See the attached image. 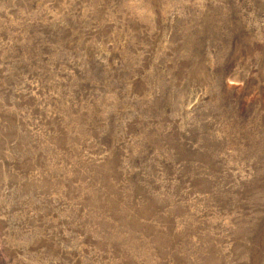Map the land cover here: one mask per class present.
<instances>
[{"label": "rangeland", "instance_id": "1", "mask_svg": "<svg viewBox=\"0 0 264 264\" xmlns=\"http://www.w3.org/2000/svg\"><path fill=\"white\" fill-rule=\"evenodd\" d=\"M0 264H264V0H0Z\"/></svg>", "mask_w": 264, "mask_h": 264}]
</instances>
